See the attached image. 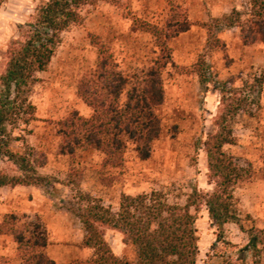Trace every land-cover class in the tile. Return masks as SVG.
<instances>
[{
    "label": "rangeland",
    "instance_id": "rangeland-1",
    "mask_svg": "<svg viewBox=\"0 0 264 264\" xmlns=\"http://www.w3.org/2000/svg\"><path fill=\"white\" fill-rule=\"evenodd\" d=\"M48 1L0 0V73L7 62L5 51L18 34L16 27L32 24L37 9ZM121 3L80 7L81 23L61 34L50 67L35 75L29 97L32 117L6 124V134L0 136V170L19 174L4 155L9 150L26 156L38 174L52 180L46 188H0V226L11 215L17 227L39 225L47 236L44 256L55 264H83L93 258V251L82 247V226L70 212L78 190L112 212L118 211L122 195L158 192L168 204L184 206L195 190L210 194L214 187L203 145L216 133L221 113L230 108L235 113L230 117L234 141L224 151L248 172L233 195L243 227L264 230V45L244 46L240 29L221 31L213 22L232 9L241 10L242 0ZM184 22L188 30L167 41L141 29H174ZM99 45L113 54L131 82L160 59L168 62L160 71L163 104L155 111L161 132L148 160L141 161L132 146L119 167L104 168V155L91 149L80 148L72 157L59 153L57 123L74 111L85 118L92 114L76 95V83L95 68ZM254 78L263 81L258 95L249 86ZM190 213L199 237L197 264H207L210 256L231 255L236 260L247 235L232 223L219 230L204 206ZM102 234L118 259L135 260V251L122 242L120 233L102 229ZM16 252L12 238L0 235V264H20ZM245 260L251 264L249 254ZM261 260L264 264V254Z\"/></svg>",
    "mask_w": 264,
    "mask_h": 264
},
{
    "label": "trees",
    "instance_id": "trees-1",
    "mask_svg": "<svg viewBox=\"0 0 264 264\" xmlns=\"http://www.w3.org/2000/svg\"><path fill=\"white\" fill-rule=\"evenodd\" d=\"M100 1L118 7L122 4L121 0H49L37 9L32 24L25 28L16 27L18 34L5 51L7 62L0 73V136L6 134V124L14 126L22 116L32 117L34 107L29 97L37 82L35 75L47 71L61 43V34L71 25L81 23L80 7ZM213 22L221 31L240 29L244 46L264 45V0H242L241 10L232 9ZM188 28L186 22L174 29L141 27L165 41ZM165 46L163 43L164 53L167 52ZM167 64L160 59L143 77L131 82L119 70L113 54L99 45L95 68L87 71L76 83V95L92 114L85 118L74 111L57 123L60 155L72 157L80 148L91 149L104 155V168L119 167L126 150L132 146L141 161L148 160L152 145L161 132L155 111L163 104L160 71ZM262 83L260 78H254L249 86L258 95ZM234 114L231 108L224 110L217 120L216 133L203 145L210 184L214 187L210 194L195 190L184 206L168 204L158 192L122 195L118 211L112 212L78 190L77 201L70 207V212L82 226V247L93 251V258L83 264H197L199 237L190 209L198 211L202 206L219 230L232 223L248 238L236 260L231 255L210 256L207 264H246L247 254L251 264H263L264 230L243 227L233 195L248 172L224 151V147L234 141L230 122ZM28 121L23 120L25 124ZM4 155L16 166L19 174L10 175L0 170V188L50 186L52 180L38 174L26 156L9 150ZM16 224L15 216L8 217L0 226V235L12 238L20 264H55L44 256L47 247L45 231L36 224L21 227ZM102 229L120 233L122 242L135 251V260L118 259L104 239Z\"/></svg>",
    "mask_w": 264,
    "mask_h": 264
},
{
    "label": "crops",
    "instance_id": "crops-1",
    "mask_svg": "<svg viewBox=\"0 0 264 264\" xmlns=\"http://www.w3.org/2000/svg\"><path fill=\"white\" fill-rule=\"evenodd\" d=\"M52 60H53V57H52ZM52 60H51V61H52ZM50 65H51V62H50V64H49V67H50ZM40 73H44V72H40ZM40 73H37V75H39Z\"/></svg>",
    "mask_w": 264,
    "mask_h": 264
}]
</instances>
